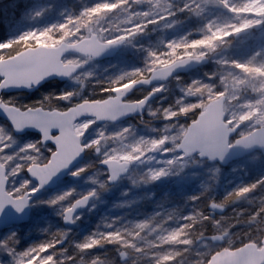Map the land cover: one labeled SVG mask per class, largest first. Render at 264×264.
I'll return each mask as SVG.
<instances>
[{
  "label": "rangeland",
  "instance_id": "obj_1",
  "mask_svg": "<svg viewBox=\"0 0 264 264\" xmlns=\"http://www.w3.org/2000/svg\"><path fill=\"white\" fill-rule=\"evenodd\" d=\"M35 13L42 14L41 8ZM35 23L34 17L24 33L42 39ZM69 32L82 39L95 34L102 43L126 39L127 44L103 62L75 55L63 59L64 64L81 65L76 77L49 87L64 110L79 103L74 102L77 97L83 99V85L101 72L152 71L174 54L179 59L207 57L209 62L155 87L158 101L147 108L143 121L101 126L94 119L77 122L84 160L55 189L33 201L27 223L0 231V264H38L48 251L55 258L39 264H208L221 250L247 243L261 247L264 225L250 217L264 208L262 152L226 167L197 156L184 159L176 149L189 124L164 121L177 113L185 116L191 105L201 114L224 96L225 123L240 126L230 145L264 129V0H107L93 22L72 23ZM16 96L5 95L4 103L15 106ZM53 152L50 145H41L37 134L18 136L0 118V163L12 197L35 190L33 182L23 183L30 180L27 170L46 164ZM100 155L129 162L128 174L109 185L108 172L97 163ZM90 194L94 198L86 211L65 227L64 212ZM212 206L221 214L211 212ZM213 235L226 237L219 245L206 240ZM28 249L35 250L30 262L20 255Z\"/></svg>",
  "mask_w": 264,
  "mask_h": 264
},
{
  "label": "water",
  "instance_id": "obj_2",
  "mask_svg": "<svg viewBox=\"0 0 264 264\" xmlns=\"http://www.w3.org/2000/svg\"><path fill=\"white\" fill-rule=\"evenodd\" d=\"M241 34L236 35V37ZM104 45V50L95 54L96 43ZM126 44L125 39L114 43H102L97 35L80 40L77 43L63 42L58 46H37L22 50L12 57L0 60V118L7 121L14 133L22 136L26 133H35L41 137L43 145L54 144V152L44 165H32L27 170L30 180L36 185L33 192H27L28 203L23 211L15 207L9 208L7 213L0 217V231L22 225L29 221L33 201L44 191L52 190L73 172L85 158V150L81 138L75 133L74 126L78 121L94 119L97 125L107 123L118 125L133 117L142 118L147 106L156 100L155 92H150L141 100L127 102L135 92L143 88H154L164 85L170 80L186 75L208 64L207 57L183 58L172 64L153 70L146 78L135 80L113 91V96L102 101H85L66 111L35 109L20 110L8 106L3 101L4 95L32 93L50 82L65 83L75 77L81 70L79 64H64L67 55H77L94 61H105L114 58ZM58 54V55H55ZM226 98L219 97L212 101L201 113L197 120L192 122L178 145L176 152L183 154L184 159L197 156L200 160H207L210 164H219L222 167L249 156L257 151L264 155V129H257L251 134L237 139L230 146V140L240 129V126L229 128L224 122ZM112 105H118L113 110ZM178 120H166L165 123ZM109 168L100 166L108 172V184L113 186L124 178L129 170L130 163L118 160H107ZM71 171H65L69 166ZM117 175L116 180L110 179L112 173ZM35 173V176H33ZM47 183L41 184V178ZM9 180L6 170L0 164V197L7 193ZM38 189V190H37ZM10 196V195H9ZM12 197V196H10ZM13 198V197H12ZM94 198L93 194L76 200L63 214L65 227H72L74 218L85 211ZM14 199H22L14 198ZM217 215L221 210L216 206L209 208ZM226 235H213L206 240L221 244ZM125 256L122 255V260ZM208 264H264V247L255 244H246L236 250H222L214 254Z\"/></svg>",
  "mask_w": 264,
  "mask_h": 264
},
{
  "label": "trees",
  "instance_id": "obj_3",
  "mask_svg": "<svg viewBox=\"0 0 264 264\" xmlns=\"http://www.w3.org/2000/svg\"><path fill=\"white\" fill-rule=\"evenodd\" d=\"M106 1L0 0V59L12 57L24 49L38 45L55 46L73 39L76 41L81 40V37H76L69 32L71 24L76 22L85 25L93 22L103 9V7L98 8V6H104ZM39 8H41L42 14L35 13V9ZM34 17L36 26L41 29L42 39L29 37L24 33V30L33 24ZM6 41L8 43H5ZM178 59L179 55L174 54L169 59L163 60L160 65L163 67ZM149 73L150 70L147 68L128 75H117L115 70L108 73H98L83 85L84 90L80 94L83 99L79 101L80 98L77 97L78 99L76 98L74 102L105 100L111 96L115 88L147 77ZM55 84L56 88L60 86V83H49L33 94L16 96L14 105L22 110L36 107L48 110H64L63 104L57 99V94L49 88ZM141 96L143 94L138 93L134 95V98L139 99ZM157 101L158 99L152 105H155ZM184 112L185 116L179 113L175 116H180V123L183 122L186 125L190 121L196 120L198 116V110L192 105L188 106ZM236 199H233L231 203H234Z\"/></svg>",
  "mask_w": 264,
  "mask_h": 264
},
{
  "label": "snow or ice",
  "instance_id": "obj_4",
  "mask_svg": "<svg viewBox=\"0 0 264 264\" xmlns=\"http://www.w3.org/2000/svg\"><path fill=\"white\" fill-rule=\"evenodd\" d=\"M99 7H104L103 5L98 6ZM207 41H197L195 43H206ZM5 43H8V41H6ZM109 43H114V41H109ZM104 45H100L99 42L97 41L96 43V48H95V54H99V52L104 50ZM173 49H175V46H172ZM58 55V54H55ZM63 95V94H62ZM113 110H118V105H112L111 106ZM45 133L41 134V139H43ZM55 145H50V148L54 149ZM35 174V173H34ZM155 178V177H154ZM42 181H45V179L42 177L41 178ZM35 188V185L33 186ZM38 190V189H37ZM246 191V190H245ZM17 197H21L22 199H14L12 197H10L9 195H7L6 193L0 197V217L4 216L7 211L9 210L10 206L11 207H15V209L17 211H23V208L25 207V205L28 203V199L26 198V193L24 192H17L16 193ZM69 213H71L72 209H68ZM9 253H12V250H9ZM22 258L27 259L29 262L32 260L33 256L35 255V250L33 249H28L26 251H24L23 253L20 254ZM47 258H52L54 259V253L52 251H48V252H44L43 255H41L39 257V261H44Z\"/></svg>",
  "mask_w": 264,
  "mask_h": 264
},
{
  "label": "clouds",
  "instance_id": "obj_5",
  "mask_svg": "<svg viewBox=\"0 0 264 264\" xmlns=\"http://www.w3.org/2000/svg\"><path fill=\"white\" fill-rule=\"evenodd\" d=\"M66 95L71 96L72 93L69 92V93H66ZM224 119H225V121H228L229 120V116L226 114L225 117H224ZM229 126L232 127V125H229ZM83 143H84V146L85 147H88V141H87V139H85L83 141ZM96 151L99 153V152H101V149L97 148ZM97 163L100 166H102V167L109 168V165H108L107 160H106V158H105L104 155H100V156L97 157ZM71 167L72 166L70 165L67 169H65V171H69L70 172L71 171ZM29 171H31L30 168H29ZM33 176H35L34 173H33ZM110 179H112V180H116L117 179V175H116L115 172L112 173ZM32 182L33 181L32 180H29V179H24L23 180V183L24 184H28V183H32ZM44 183H47V181H41V184H44ZM261 212H264V208L260 209L257 212H254L252 214V216L250 217V219H257L260 224L264 225V216H262L260 214ZM249 230L251 231V228ZM258 244H259V246L264 247V238H261L258 241ZM73 264H76V262L74 261ZM118 264H119V262H118Z\"/></svg>",
  "mask_w": 264,
  "mask_h": 264
},
{
  "label": "bare ground",
  "instance_id": "obj_6",
  "mask_svg": "<svg viewBox=\"0 0 264 264\" xmlns=\"http://www.w3.org/2000/svg\"><path fill=\"white\" fill-rule=\"evenodd\" d=\"M38 135V134H37ZM38 137H39V139H40V143H41V137L38 135ZM41 145L42 146H49V145H52V144H49V145H43L42 143H41ZM242 247V246H241Z\"/></svg>",
  "mask_w": 264,
  "mask_h": 264
},
{
  "label": "flooded vegetation",
  "instance_id": "obj_7",
  "mask_svg": "<svg viewBox=\"0 0 264 264\" xmlns=\"http://www.w3.org/2000/svg\"><path fill=\"white\" fill-rule=\"evenodd\" d=\"M147 91H149V90H148V89H145V90L143 91V94H144V93L146 94ZM130 99H131V98H130ZM133 99H135V98L133 97ZM132 120H135V118L132 119Z\"/></svg>",
  "mask_w": 264,
  "mask_h": 264
}]
</instances>
